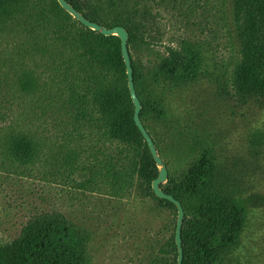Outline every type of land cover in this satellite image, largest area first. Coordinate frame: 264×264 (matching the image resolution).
Returning a JSON list of instances; mask_svg holds the SVG:
<instances>
[{
	"label": "rangeland",
	"instance_id": "obj_1",
	"mask_svg": "<svg viewBox=\"0 0 264 264\" xmlns=\"http://www.w3.org/2000/svg\"><path fill=\"white\" fill-rule=\"evenodd\" d=\"M145 1L154 19L151 58L183 41L197 45L203 57L197 77L167 98L166 123L194 147L182 161L168 155V166L181 172L195 153L212 151L215 186L246 212L238 242L216 264H264V97L241 94L233 82L239 44L232 0ZM30 23L23 17L0 27V241L17 237L35 214L59 211L88 231L92 264H150L165 251L176 214L142 198L138 188L121 199L110 193L108 161L117 150L103 145L93 122L73 118L55 97L53 55L37 47L44 25L50 29ZM8 59L38 75L34 92L14 91ZM12 120L37 140L31 163L6 150L2 128Z\"/></svg>",
	"mask_w": 264,
	"mask_h": 264
},
{
	"label": "trees",
	"instance_id": "obj_2",
	"mask_svg": "<svg viewBox=\"0 0 264 264\" xmlns=\"http://www.w3.org/2000/svg\"><path fill=\"white\" fill-rule=\"evenodd\" d=\"M66 1L92 22L106 28L121 25L128 31L133 82L141 102L140 119L168 169L167 180L160 186L181 202L185 212L182 264H216L238 242L245 208L215 186V159L210 149L195 153L181 172L169 167L166 159L172 155L182 161L193 153L194 147L185 143L182 133L165 118L172 90L197 77L203 62L200 49L183 41L179 47L167 46L151 58L154 19L145 0ZM231 5L239 44V58L232 72L234 85L241 94L263 98L264 0H232ZM23 17L29 23L46 22L51 30L43 24L44 42L37 47L53 55L51 85L55 97L73 118L93 122L103 145L117 150L108 161L110 193L121 199L138 188L142 198L177 215L175 205L158 198L151 189L159 166L133 120L134 105L119 37L86 27L57 0H0V27ZM47 30L51 35L45 37ZM142 52L148 54L145 60ZM8 62L14 70V91L23 95L34 92L39 86L38 75L30 67L15 69V60ZM4 118L0 111V119ZM13 122L2 128L7 136L6 150L17 161L31 163L38 154L37 140ZM89 241L88 231L63 213L41 212L22 226L17 237L0 241V264H92ZM176 258L173 233L163 254L150 264H176Z\"/></svg>",
	"mask_w": 264,
	"mask_h": 264
},
{
	"label": "water",
	"instance_id": "obj_3",
	"mask_svg": "<svg viewBox=\"0 0 264 264\" xmlns=\"http://www.w3.org/2000/svg\"><path fill=\"white\" fill-rule=\"evenodd\" d=\"M57 2L66 12H68L73 18L77 19L80 23H82L86 27H89L92 30L100 31L104 35H111V34L116 35L120 39L121 53L126 67L129 94L134 105L133 120L136 126L138 127V129L140 130L144 140L146 141L153 159L155 160L156 164L159 166L158 175L155 179H153L151 183V189L155 194V196H157L158 198L169 200L176 207L177 215H176V222L174 229V241L177 248L176 264H182L184 258V251L182 246L181 229H182L185 212L181 202L178 199H176L173 195L164 192L162 187L160 186L161 183H164L167 180L168 169L166 164L163 162L162 158L158 154L152 137L150 136V134L148 133L147 129L144 127L140 119L141 102L136 94V90L133 82L131 58L127 46L128 31L121 25L114 26L112 28H106L104 26H101L95 22L88 20L83 14H81L70 3H68V1L57 0Z\"/></svg>",
	"mask_w": 264,
	"mask_h": 264
}]
</instances>
